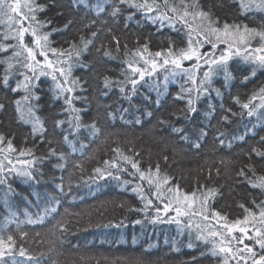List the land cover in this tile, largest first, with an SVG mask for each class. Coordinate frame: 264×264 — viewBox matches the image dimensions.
I'll use <instances>...</instances> for the list:
<instances>
[{"label":"trees","instance_id":"16d2710c","mask_svg":"<svg viewBox=\"0 0 264 264\" xmlns=\"http://www.w3.org/2000/svg\"><path fill=\"white\" fill-rule=\"evenodd\" d=\"M23 2L21 0L22 6ZM174 2L179 4V0ZM195 2L200 10L210 12L218 19L220 26L227 22L229 25H247L258 31L264 30V10L254 5L242 8L241 0ZM244 2L247 4L248 0ZM256 2L259 3V0ZM35 3L43 6V10L36 13L37 19L50 21L43 31L51 32L49 41L53 48L68 49L73 41L79 46L81 36L90 39L91 31L98 30L97 37L81 54L79 63L76 64L75 59L70 63H74L72 77L79 78L81 82L87 81L84 84L87 91L83 95L90 103L86 105L88 111L81 113L82 122L90 124L95 121L100 131L93 135L90 129L81 128L78 133L69 134L71 144L64 141L63 135L68 134L69 125L65 123L63 131L54 130V121L66 120L68 113L61 114L62 101L53 99L51 89L54 82L51 77L41 76L35 88L41 97L36 115L47 129L43 134L44 142H41L40 134L33 136L32 124L25 122L26 117L21 119V112L17 111L15 101L22 100L23 89L11 91L16 81L23 77L13 75L9 87H4L5 65L0 64V103L5 105L0 110V134L10 139L15 149L14 152L0 153V160H4L5 164V171L0 175L6 177V182L0 184V236L4 237L6 247L9 243L7 237H13L14 253L6 255L5 260L8 264L12 260H16L17 264H222V256L211 255V246L197 238L200 230L195 225L200 223L203 227L210 224L219 228L225 221L215 218L212 215L214 212L227 217L230 223L243 220L248 215L245 209L258 211L257 205L264 200V193L251 187L245 177L238 174L241 168H245L247 176L254 179L246 168L252 163L256 177L264 176V164L252 154L253 147L264 150V142L261 141L264 119L257 118L264 109L249 117L247 110L235 102L238 96L241 103H246L254 93L264 88V70L257 69L253 76L256 66L245 61L241 55H233L227 64L228 79L221 71L212 75L211 84L205 85L208 92L200 94L196 101L197 111L189 118H185L184 112L186 99L175 97L178 94L187 97L188 94L182 93L181 88L193 85L186 74L171 75V64L158 68L153 76L146 75L131 101L123 99L116 87L105 96L102 95L105 76L113 81L124 79L121 73L130 71L126 63L129 59L138 61L135 66L144 67L140 57H133L137 49L142 51L147 44L144 58H155L160 62L163 57H154L156 52H166L170 47L174 51L187 47V27L177 21L171 24L167 20L153 21L155 12L145 13L142 9L126 5H121V13L112 17L110 12L114 0H84L79 5H75L73 0H35ZM84 3H87V8ZM98 7L105 9L99 15ZM69 19L74 23L63 30ZM92 20L96 21L92 28L83 27ZM27 23L24 21L25 26ZM5 31V26L0 24V44L14 43L3 39ZM113 36L119 40L118 52ZM30 39L26 34L25 41ZM258 44L257 38L251 46ZM226 47L220 44L215 51L219 54ZM210 50L211 46L207 44L202 48L203 52ZM105 51H110L111 56H105ZM6 55L8 53L0 54ZM49 57L56 59L51 53ZM193 64V61L184 62L183 67L191 68ZM206 70L207 66H202L196 72L197 84ZM165 75H168L167 82ZM217 89L220 96L216 93ZM192 95L195 96L194 93ZM253 103L259 104L260 101L257 99ZM81 106L82 102H76V107ZM25 107L22 101V111ZM227 108L241 115H230V123L222 121L220 117ZM208 112H212L210 117L205 115ZM202 131L207 135L202 136ZM220 133H223L220 136L225 141L223 145L216 139ZM48 140L52 143L49 144ZM197 143L199 148L195 147ZM52 148L57 154L63 153L65 160L61 161L59 155L51 156ZM28 149L32 150V155L19 154ZM125 156L128 161L124 160ZM5 157L12 159V165L7 164ZM33 159L36 160L34 165L26 163ZM129 161L136 162L142 171L151 169L153 178L161 183L165 202L169 196L166 189L178 187L181 193L196 192V207L199 208V199L203 198L201 194L207 189H215L216 193L209 197L206 205L209 220L202 221L197 215L178 217L180 224L153 223L156 216L154 207L159 205L163 209V204L151 194L155 185L150 190L147 181L139 180V173ZM60 163L64 164L63 169L55 167ZM8 167H14L16 171L8 172ZM96 168H100L105 175L96 173ZM23 169L31 171L34 178L16 174ZM108 172L112 175H107ZM117 176L119 179L115 178ZM165 177L168 178L167 184L163 183ZM59 185H63V190ZM137 185L153 200V208L147 214L134 210L142 208L144 203L132 191ZM53 207L56 211L45 215V210ZM169 213L164 216L161 211L162 220L174 216ZM38 216L45 217L43 224L27 223L29 218L35 220ZM137 220L140 223H136ZM189 220L192 227L185 226ZM58 225L67 230L61 232ZM220 230L223 231L222 228ZM21 247L33 257L31 261L19 256L18 249ZM229 264L235 262L230 260Z\"/></svg>","mask_w":264,"mask_h":264},{"label":"snow or ice","instance_id":"6c2138e0","mask_svg":"<svg viewBox=\"0 0 264 264\" xmlns=\"http://www.w3.org/2000/svg\"><path fill=\"white\" fill-rule=\"evenodd\" d=\"M84 0H73L75 5H79ZM121 5H126L129 8H135L143 10L145 13H153L156 15L152 17L155 20H167L169 23L174 21L182 22L188 29V41L187 47L180 48L174 51L171 47L166 52H156L154 57H163L160 62H157L155 58L146 59L143 56V52H147V44L143 46V50L137 49L133 53V57H140L143 60L144 67L135 66L138 61L135 59H129L126 61L128 72H122L121 75L124 79L113 81L108 76H105L102 81V88L104 91L102 95L107 96L108 91L113 87L118 88L119 93L122 94L123 99L131 101L132 97L137 94V86L141 81H144L145 76H153L158 68H166L169 64L172 65L170 74L178 76L183 74L187 75V79L191 81L193 87L181 88L182 93H187L188 96L177 95L175 99H186L185 118H189L191 114L196 113V101L199 100L201 93H207L208 88L205 85L211 84L212 75L217 71H221L225 74V79H228L227 64L233 55H241L245 61L254 64L256 67L252 71L254 76L257 69L264 70V30H257L254 28H248L247 25L233 24L229 25L225 22L220 26L218 19L211 16L210 12L200 10L198 3L193 0L189 3L188 0H179L177 5L174 0H114L112 4L110 15L116 17L121 13ZM255 6L261 10H264V0H248L246 4L244 0H241L242 8H250ZM84 7H88L87 3H84ZM26 9V11H24ZM43 6L37 5L35 0H24L23 6L21 0H0V24H3L6 31L3 33L4 40H11L14 43L0 44V54L8 53L6 56H0V64L5 65L4 75L2 78V84L4 87H9V80L13 75L23 77L22 80H17L15 87L11 88V91L16 92L23 89L24 95L22 100H16L15 105L18 112H21V119H25V122L32 124V135L35 136L40 134L41 142H44L43 134L47 132L40 117L36 115V111L39 108V101L41 97L35 92V88L38 86L36 82L41 76H50L54 85L51 89L53 92V99L62 101V113H68L66 120L57 119L54 121V130L61 129L63 131V125L67 123L69 125L68 134L63 135L64 141L71 144L69 141V134L75 132L78 133L81 128H88L94 135L100 131L97 127L96 122L93 121L90 124L82 122V112H87L88 108L86 105L90 103L87 96L83 95L87 89L84 84L87 81L81 82L79 78L72 77V69L74 63H70L75 59V63H79L80 56L83 52L87 51L88 46L93 42V39L97 37L98 30L91 31V38L85 39L83 36L80 37V45L78 46L75 41L70 42L68 49H57L50 46L49 36L51 32H45L43 29L50 21L42 22L37 19L36 13L42 11ZM105 9L102 7L97 8V15L103 12ZM171 14V15H170ZM130 18V17H129ZM24 21H28L27 26L24 25ZM74 21L69 19L64 25L63 30H67L69 25H72ZM96 21L92 20L89 23L83 25L84 28H92ZM60 29H53V31H59ZM111 32V29H107ZM29 35L31 39L26 42L25 36ZM258 38L259 44L256 47H252L251 43L253 40ZM113 41L116 43V51H119V40L113 36ZM207 44L211 46V50L203 52V46ZM220 44L226 45V49H222L217 55L216 49ZM238 45H242L243 48ZM127 48V45H125ZM49 53L56 59H51ZM127 54V53H126ZM105 56H111L110 51H105ZM151 55V54H150ZM43 57V60L37 59V57ZM183 61H195L191 68H184ZM83 66V65H81ZM207 66V70L202 73V78L197 84L196 72L202 67ZM177 69L181 70L180 72ZM165 82L168 80V75L164 77ZM247 79V78H245ZM81 93L77 95L76 93ZM195 94L193 96L192 94ZM218 96L221 95L219 89L216 90ZM159 95V93H158ZM147 98V97H146ZM259 99V104H254L253 101ZM22 101L26 105L22 111ZM35 101L36 103H33ZM76 102H82L81 107H76ZM235 102L240 104L242 109H246V115L252 117L257 115L259 109H264V88L259 90V93H254L252 97L246 103H241L239 97H235ZM157 106L160 101L157 99ZM5 107L3 103H0V110ZM212 108L211 105H209ZM223 107V105H221ZM212 111H215L212 108ZM112 115V113H109ZM149 115H151L149 113ZM206 116H211L212 112L205 113ZM241 115L232 112L231 108L224 109V114L221 115L220 119L225 122H231L229 116ZM258 119H264V112H261L257 117ZM161 123L165 121L161 120ZM176 131H181L177 129ZM202 136H206L207 132L202 131ZM223 133H220L216 139L221 145L225 143L223 139H220ZM261 141L264 142V137H261ZM49 144L51 140L47 141ZM0 145H6V147H0V153L2 152H14L12 141L6 139L4 135L0 134ZM196 148L200 147V144L195 145ZM118 151V150H117ZM20 155H32V150L21 151ZM252 154L259 157L261 164H264V150L253 147ZM51 156L59 155L61 161L65 160L64 154H57L54 148L50 149ZM8 165H12V159L5 157ZM165 159H167L165 157ZM124 160L128 161V157H124ZM251 160V155L249 156ZM132 168L136 169L139 173L138 179L141 181H147V185L151 190L152 186L155 185L154 192L151 194L155 196L157 201L163 204V209L156 205L154 211L156 213L155 218L152 220L155 222L163 223H177L181 221L178 217L188 216L194 217L199 215L202 221H208L209 215L206 214L209 197L216 193L215 189H207L206 192L202 193V199H199V208L196 207L197 193L192 194L181 193L178 187H171L166 189L169 194L167 202L161 192V183L158 179H154L151 169L147 172L139 169L138 164L133 161H129ZM29 165H34L36 160L27 161ZM107 163V162H106ZM55 167L63 169L64 164L60 163ZM248 172L252 173L253 178H249L246 174L245 168H241L239 175L245 177L249 185L253 188H258L264 193V176L256 177L255 165L249 163L246 165ZM126 170V169H125ZM5 171L4 160H0V173ZM8 172L16 171L14 167H8ZM95 172L104 176L105 173L100 168H96ZM157 175L159 174V166L156 168ZM17 175L33 179V173L27 169L19 170L16 172ZM107 175H112L108 172ZM119 179V177H115ZM63 179V178H61ZM6 182V177L0 175V184ZM125 183H128L125 181ZM164 184L168 183V178L165 177L163 180ZM58 187L63 190V185ZM139 196V199L144 202L143 207L140 209H134L135 211H142L147 214L150 208H153V200L149 198V195L145 193L144 189L137 185L132 189ZM255 204V201H253ZM175 205V206H173ZM243 207V205H241ZM258 211H251L245 209L248 215L243 220H236L234 222H228L227 217L221 216L219 212H214L215 218L224 220L225 223L220 225L219 228H214L210 224H204L203 227L200 223H197L195 227L199 229L197 238L203 240L206 244H209L211 255L220 257L222 256V264H229V261H234L235 264H264V200H261L260 204L257 205ZM49 211H56L55 207L50 210H45V215ZM161 211L163 215L167 216L169 212H174L175 215L169 217L167 220H162ZM44 216H38L37 219L33 220L29 218L27 223L29 224H43ZM136 223H140L139 220ZM186 227H192V223L189 220L185 222ZM61 232L67 229L63 225H58ZM223 229L221 231L220 229ZM205 229L207 234L205 235ZM239 232L240 235L236 236L233 233ZM26 236L27 233H24ZM252 241L251 244H245L244 241ZM7 241L9 242L7 247L5 239L0 236V264H8L5 260L6 255H14L13 253V237L8 236ZM239 245H242L239 246ZM258 246V251H257ZM20 257H24L26 261H31L33 257L21 247L18 249ZM11 264H17L16 260H12Z\"/></svg>","mask_w":264,"mask_h":264},{"label":"rangeland","instance_id":"374dc122","mask_svg":"<svg viewBox=\"0 0 264 264\" xmlns=\"http://www.w3.org/2000/svg\"><path fill=\"white\" fill-rule=\"evenodd\" d=\"M218 52H219V51H218ZM218 52L216 51L217 55H219ZM37 59L41 60L42 57L38 56ZM42 60H43V59H42ZM184 62H189V61H183L182 63H184ZM193 62L195 63V61H193ZM169 65H170V64H169ZM169 214H170V216H172V214L175 215L174 212H173V213H169ZM236 233H237V234H234V233H233V235H236V236H239V235H240L239 232H236ZM248 241H249V240H245L244 243H245V244H249ZM251 242H252V241H251ZM239 246L242 247V245H239ZM249 264H250V263H249Z\"/></svg>","mask_w":264,"mask_h":264}]
</instances>
